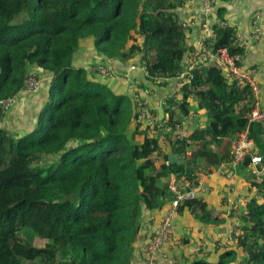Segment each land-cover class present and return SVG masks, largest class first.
I'll return each instance as SVG.
<instances>
[{
	"label": "trees",
	"instance_id": "1",
	"mask_svg": "<svg viewBox=\"0 0 264 264\" xmlns=\"http://www.w3.org/2000/svg\"><path fill=\"white\" fill-rule=\"evenodd\" d=\"M184 2L0 0V100L19 97L30 72L46 76L25 132L4 126L0 105V264H131L138 235L145 234V211L162 207L169 176L194 183L200 171L227 158L247 127L253 100L247 86L229 82L214 63L202 62L181 88L177 111L195 117L205 110L207 121L190 133V143L166 139L175 153L190 151L169 165L167 147L160 151L158 138L136 124L134 97L74 64L81 42L89 39L108 59H140L146 81L169 87L187 54L186 26L176 11ZM215 13L221 16L220 8ZM221 21L211 25V51L243 53L235 29ZM189 96L198 100L193 108ZM167 100L171 121L176 101ZM249 130L254 146L238 173L258 195L241 210L234 247L224 246L213 262L198 257L190 264H233L239 251L238 264H264V173L255 176L250 166L255 155L264 165V126L251 123ZM186 212L203 223L211 220L202 198L183 201L178 214ZM26 233L47 243L37 247Z\"/></svg>",
	"mask_w": 264,
	"mask_h": 264
},
{
	"label": "crops",
	"instance_id": "2",
	"mask_svg": "<svg viewBox=\"0 0 264 264\" xmlns=\"http://www.w3.org/2000/svg\"><path fill=\"white\" fill-rule=\"evenodd\" d=\"M203 1L204 0H185V2L177 7V13L180 17L182 23H186V45H187V54L184 56L182 67L187 64L191 58V48H196V42L201 33V22L206 20L205 15L203 14ZM216 9L220 8V15L217 13L209 20L210 26L215 21L223 20L226 24L232 26L235 30L236 42L239 45H244L248 40L251 32V17L255 10L261 12V33L260 37L256 42L245 44L244 57L245 62L249 66H253L256 69V80L259 85V100L260 106L264 107V0H213ZM222 17V19H221ZM189 47V48H188ZM189 49V50H188ZM193 50V51H194ZM138 58V57H137ZM91 60L87 62L86 60ZM198 62H205L203 55L199 56ZM137 61L140 59H132L125 63H121L116 59H108L100 54H98L91 43V40L86 39L81 42L80 48L75 54L74 64L85 67L86 65L96 64V63H107L111 64L117 70L125 71L128 73L127 77H115L112 79H99L95 76V79L100 80L102 83H106L107 86L111 87L114 91L119 93L133 96V91L139 90L141 96H149L151 94L150 107L156 111L159 110V101H167V98L174 95L177 98L182 95L180 91L182 88V82L178 77L173 79L168 78L169 87L163 88L158 87L155 83L151 81H146L144 76V68L142 63L140 66L137 65ZM141 62V61H140ZM134 63L136 68L129 70V66ZM182 68V69H183ZM46 76H43V80ZM94 78V77H93ZM157 80V83H159ZM154 84V85H151ZM144 85V87H143ZM153 90V92H152ZM175 90L177 93H175ZM39 92V91H38ZM38 92L35 94L27 95L26 92H22L19 97L16 105L14 106V111L18 110V113L23 115L24 122H27L29 127L33 125L34 114L38 106ZM179 94V95H178ZM35 95V97H34ZM189 106L193 108L197 105L198 100L193 96L188 97ZM176 100V99H174ZM169 104V103H168ZM13 111V112H14ZM9 115V112L4 117L3 124L5 127H10L13 131L16 130L14 123L18 122L17 114ZM192 113V112H191ZM190 113V114H191ZM31 114V115H30ZM202 114H206L205 110H200L196 112L195 117L187 115L185 120H183L184 129L190 135V133L198 127H203L206 124L207 118L202 117ZM19 115V118L21 117ZM13 116L14 123L9 125L7 117ZM197 116V117H196ZM21 123V122H20ZM27 129V128H23ZM25 130L23 132H25ZM22 133V130L19 132ZM171 139L174 141L176 138L173 134L166 136L164 140H159L160 142V151L162 148L167 147L166 153L167 158L172 163L183 162L176 160V154L169 145H167V140ZM166 140V141H165ZM169 142V141H168ZM170 143V142H169ZM171 144V143H170ZM233 142L229 148V152L232 148ZM190 153L189 150L186 151V155ZM161 155H164L161 152ZM159 163H162L160 159H156ZM226 161L222 160L217 166H211L208 171H200L198 173V178L196 182L190 183V180L187 179L189 185L196 186L199 185V190L197 193L198 198H202L211 213V220L208 223H203L194 219L189 213L184 215H177L175 221V230L171 241L167 243L164 247L165 252L169 256H178L182 264H190L194 258L204 257L195 255V248L199 243L208 242L209 243V255L206 258L213 262L217 258L220 251L227 247H234L236 239L233 242H228L225 237L228 229L231 225L236 226L235 236L238 233V223L236 208L241 213V210L245 208V203L251 196H257V188L251 187L250 182L244 179L238 172L239 167H230L225 164ZM251 170H256L255 176H259L264 173V165L260 164L254 165L251 163ZM226 172H222L220 169H224ZM172 174L169 176V178ZM168 178V179H169ZM260 178H258V181ZM168 181V180H166ZM240 187V189L238 188ZM256 192V193H255ZM169 194L165 198L164 204L160 209H157L154 212H147L144 222L145 234L139 233L137 242H136V253L131 264H143L144 260V244L150 236V227L154 224H158L162 218L164 208L169 204L170 199H167ZM243 200V202H242ZM243 203V204H242ZM243 208V209H242ZM231 214L233 217H231ZM240 215V214H239ZM221 236V239H220ZM242 260V252L239 251L237 257V262ZM237 262L233 264H238ZM158 264H167L163 259H159Z\"/></svg>",
	"mask_w": 264,
	"mask_h": 264
},
{
	"label": "built area",
	"instance_id": "3",
	"mask_svg": "<svg viewBox=\"0 0 264 264\" xmlns=\"http://www.w3.org/2000/svg\"><path fill=\"white\" fill-rule=\"evenodd\" d=\"M202 9L206 20L201 22V33L196 42V48L191 53V58L183 69L181 66V69L177 73L176 77H178L182 82L181 86H183L186 82H189L192 78V71L201 64V62H198L199 56L203 55L205 63H214L220 67L224 71L229 82H235L236 85L247 86L250 89L253 102L252 108L247 115V127L243 132L237 135L233 141L228 161L225 164H221L229 165L230 167L235 168L242 164L246 154L254 146L253 139L250 136L249 125L251 123H261L264 126V107L260 106L259 85L256 80V69L255 67L246 64L244 52H230L227 48H219L216 52L211 51L210 44L213 43L215 34L210 26L209 20L215 14L214 1L204 0ZM260 20L261 12L259 10H255L251 17V32L249 40L245 43L246 45L247 43L256 42L259 39L261 33ZM221 23L223 24L224 22L221 21ZM182 25L186 26V23H182ZM245 44L242 45L243 49L245 48ZM84 68L91 76H96L99 79H112L118 75H121L122 77L128 76L127 72L123 70L118 71L111 64L107 63L90 64L86 65ZM135 68L136 66L134 63L129 66V70ZM42 81L43 78L38 76L35 72H30L25 81L24 92L27 94H35L40 90ZM149 96L151 97V94H149ZM149 96H141V94L137 92H134L133 94L136 106V124L139 125L141 129L146 131L148 136L156 137L158 140H164L166 138V134H173L176 139L185 140L187 143H190L191 140L189 138V134L184 129L182 122L175 120L169 121L165 111L161 120L157 118V114L152 115V112L157 109L155 108L153 110L150 107L151 99ZM17 98V96H13L0 100V105L3 109L2 114H5L13 105L17 103ZM170 98L179 100V98L174 95L170 96ZM159 107H163V109L167 108L168 100H160ZM155 128L161 130L162 132H156ZM251 162L254 165L260 164L261 157L258 155L252 156ZM165 163L167 165L171 164L168 159ZM219 170L226 172L225 167L224 169L219 168ZM253 173H256L255 169H253ZM199 185H189L187 178L180 174H172V176L168 179L167 188L169 197L167 199H171L168 206L164 208V212L159 223L150 227L149 239H147L144 244L143 264H158L159 259H163L167 262V264H182V261L178 256H169V254L165 252L166 250L164 247L171 241L173 236L179 205L187 199L197 197ZM235 231L236 226L231 225L225 237L228 242L234 241ZM208 246V242L199 243L195 248V255L204 257L208 256Z\"/></svg>",
	"mask_w": 264,
	"mask_h": 264
},
{
	"label": "rangeland",
	"instance_id": "4",
	"mask_svg": "<svg viewBox=\"0 0 264 264\" xmlns=\"http://www.w3.org/2000/svg\"><path fill=\"white\" fill-rule=\"evenodd\" d=\"M87 62H90L91 60L89 59V60H86ZM119 71V70H118ZM117 77H121V75H118ZM151 85H153L152 83H151ZM143 87H144V85H143ZM177 91H179V90H175V93H177ZM181 92H182V90H180ZM134 92H137V93H140V91L139 90H135V91H133V94H134ZM152 92H153V90H152ZM179 95V94H178ZM183 95V94H182ZM182 95H180V97H179V100L178 99H176L175 101L176 102H174V105H175V109L174 110H176V114H175V118H173V121L175 120V121H177L176 119H178V120H180V122H184L183 120H185L186 121V119L185 118H182V117H185L184 115H183V113L182 112H180V111H177V103H180V101H181V98L183 97ZM16 105V104H15ZM15 105H13L7 112H6V114H5V116L7 115V113L9 112V115H12V112L14 111V106ZM22 113V112H21ZM21 113H18V110L16 111H14L13 112V114H17V116L16 117H18V122H16V123H14V120H13V116H8L7 117V121H9V125H12V123H14V125L17 127L16 128V130L15 131H18V132H20L21 130H22V132L25 130V129H23V128H27L28 129V127H29V125H28V123L27 122H24V117H23V115H21ZM19 115H21V117L19 118ZM31 115V114H30ZM188 117V116H187ZM197 117V116H196ZM202 117H206V114H202ZM207 118V117H206ZM2 121V120H1ZM1 121H0V123H1ZM21 122V123H20ZM183 126H184V124H182ZM26 129V130H27ZM236 138V137H235ZM235 138L233 139V140H235ZM229 151L227 152V158L224 160V161H228V159H229ZM185 154L186 153H178V154H176L175 156H176V160H177V162L178 161H182V160H184V158H185ZM239 189H240V187H238ZM257 193H258V190H255ZM255 192V193H256ZM242 202H243V200H242ZM243 204V203H242ZM236 210V215H237V218H236V220H237V223H238V225H239V223H240V216H239V214H240V212H239V208H238V210H237V208L235 209ZM231 217H233V215L231 214ZM27 234V236L28 235H31V240H32V242H33V244L35 245V246H37V247H42L44 244H46L47 243V240H45V239H40V238H38L37 236H34L33 234H31V233H26ZM25 237V236H24ZM220 239H221V236H220ZM32 264H35V262H32ZM242 264V263H241Z\"/></svg>",
	"mask_w": 264,
	"mask_h": 264
},
{
	"label": "water",
	"instance_id": "5",
	"mask_svg": "<svg viewBox=\"0 0 264 264\" xmlns=\"http://www.w3.org/2000/svg\"><path fill=\"white\" fill-rule=\"evenodd\" d=\"M137 65L140 66L141 65V62L140 61H137ZM163 116H164V109H163V107H160L159 110L157 111V118L159 120H161L163 118ZM163 187H164V189H166L167 183H165L163 185Z\"/></svg>",
	"mask_w": 264,
	"mask_h": 264
}]
</instances>
